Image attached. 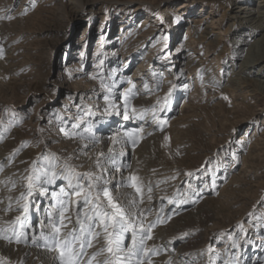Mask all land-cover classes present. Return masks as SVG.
<instances>
[{
    "label": "rangeland",
    "instance_id": "374dc122",
    "mask_svg": "<svg viewBox=\"0 0 264 264\" xmlns=\"http://www.w3.org/2000/svg\"><path fill=\"white\" fill-rule=\"evenodd\" d=\"M77 1L0 0V16H12L11 20H0V47L5 50L4 58L0 59V119H13L16 113L15 119L21 121L0 141V164L4 165V171L0 172V201H3L0 209L7 206L9 195L17 197L21 191L18 186L9 192L6 184L10 187V181H19L31 162L45 151V144H50L48 151L62 158L73 156L74 164L87 166V170L80 167L78 171L86 172L95 170L94 161L99 152L107 153L112 147L108 137L120 125L138 126L119 117L99 124L97 134L101 142L85 150L89 156L79 151L70 153L68 142L51 145L60 134L55 114L67 119L66 108L71 107L75 112L72 106L79 104L81 96L92 95L94 89L99 91L98 81L89 85L82 81L88 80L90 72L94 73L95 65L103 59L105 70L117 69V79L130 77L136 84L140 94L133 100L135 106L149 99L150 105L145 107L149 108L166 95L172 83L178 85L172 111L164 114L168 117L164 130L145 124V128L148 125L152 128V134L149 137L144 132L135 150L129 145L123 158L124 163L132 166L124 175L128 171L136 172L145 184L154 187L149 220L155 219L161 203L166 205V211L171 210L172 218L159 225L149 241L150 246L160 249V254L153 257L154 264H169V261L207 264L210 245L215 249L213 257L216 253L220 255L215 264H224L236 252L241 253L242 264H264V228L248 224V213L264 214V42H261L264 32L250 41V37H244L246 32L239 29L244 27L248 31L260 24L264 26V15L254 18L252 13L250 17L249 13L241 14L244 21L232 20L231 11H237L245 0H85L91 3L84 10ZM253 1L249 9L254 10L258 0ZM203 5L207 14L201 18L206 13L202 12ZM199 20L206 29L195 28ZM244 40L250 43L244 45ZM128 45L133 50L131 53ZM126 54L130 59L122 63ZM125 63L128 65L123 69ZM240 65L245 66L242 70L253 68L249 76L237 74ZM153 72L162 83L152 93L145 94V81L155 85ZM242 78L251 80L253 87L242 83ZM213 82L219 87H213ZM229 83L239 89L236 87L238 90L234 91ZM128 86L122 84L118 91ZM93 99L103 105L102 99L94 95ZM105 118L108 117H102L100 112L94 117L96 121ZM41 128L45 130L43 133L39 131ZM35 134L43 141L38 147L29 146L13 160L8 159L22 142L35 145L38 141L32 139ZM164 136L170 137L168 148L162 147ZM177 150L179 156L175 154ZM232 153L238 157V163L232 162ZM217 156L227 167L216 172L214 185L210 177L202 178L198 172L191 178L194 187L203 189L200 195L192 194L195 204L179 208L167 204L178 188L186 187L189 178L185 172H195L207 160L215 163ZM202 180L210 186L204 188ZM59 186L60 182L50 191L58 190ZM49 203L47 199L40 200L38 217H42ZM16 214L0 211V218L11 220ZM240 224L247 231L246 237L240 232ZM229 233L239 248L232 246ZM53 255L44 249L0 241V256L12 264L21 261L55 264Z\"/></svg>",
    "mask_w": 264,
    "mask_h": 264
},
{
    "label": "snow or ice",
    "instance_id": "6c2138e0",
    "mask_svg": "<svg viewBox=\"0 0 264 264\" xmlns=\"http://www.w3.org/2000/svg\"><path fill=\"white\" fill-rule=\"evenodd\" d=\"M31 6L34 7V2ZM2 19L11 20L12 16H0V20ZM164 47L167 48V42ZM4 56L5 50L0 47V59ZM95 67L96 71L89 75V79L99 82V91L94 89L92 95L81 96L79 104L72 106L76 108L75 112L71 111V107L66 108L64 111L69 113L67 119L58 113L55 114L58 132L66 139L80 141L82 147L79 153L89 156V152L85 150L101 142L97 134L99 124L107 123L104 119H94L97 112H100L102 117H119L126 123L138 126L125 128L123 124L120 125V128L108 137L112 147L108 148L107 153L99 152L94 161L95 170L86 172L78 171L82 165L74 164L73 156L62 158L48 151V145L45 144V151L31 162L19 181H10V187L6 184L9 192L18 186L21 191L17 197L9 195L7 206L0 209L5 214L10 211L17 213L11 220L0 218V241L44 249L54 254L55 264H154L153 257L160 254V249L150 246L149 241L154 238V230L172 218L169 214L171 210L166 211V205L161 203L155 219L149 220L153 212L151 202L154 187L151 183L145 184L136 172L128 171V174L124 175L132 166L124 163L123 158L127 155L125 149L129 145L135 150L144 138L145 124L153 125L160 131L164 130L168 124V117L164 114L172 111L178 85L172 83L166 95L157 99L151 107L137 108L133 100L140 94V90L130 77L117 79V69L105 70L103 59H100ZM153 78L155 85H150L147 81L143 83L145 94L152 93L162 83L161 79H157L155 72ZM122 84L129 86L118 91ZM183 87L186 89L187 85ZM213 87L219 85L213 82ZM93 95L102 99V106L98 100L93 99ZM16 115L13 113V119L7 121L0 119V141L6 139L12 128L21 122L15 119ZM51 123L50 119L49 124ZM39 131L43 133L45 130L41 128ZM42 142L38 140L35 145H29L24 141L8 159L13 160L24 148L38 147ZM169 146L170 137L164 136L162 147ZM175 154L179 156V150ZM231 160L233 163L239 162L235 153L231 154ZM221 167L227 166L222 164L217 156L215 163L207 160L195 172H185V177L189 178L186 187L178 188L173 196L167 199V204L177 208L189 203L195 204L196 201L191 198L192 194L200 195L203 189L194 187L191 178L198 172L202 178L210 177L214 185L216 172ZM2 171L4 165L0 164V172ZM58 182L61 185L58 190L50 191ZM202 182L204 188L210 186L207 182ZM159 183L156 187H159ZM124 189L131 191L126 192ZM42 199H47L50 203L43 209L42 217H38ZM146 203L149 204L147 208L143 207ZM248 217L250 227L264 228V214L258 215L253 211L248 213ZM238 227L246 237L244 225L240 224ZM228 236L232 240V246L239 248L240 245L232 235L229 233ZM90 249L95 250L90 252ZM214 252L215 249L210 245L207 248V264H215V260L220 259L219 253L213 257ZM0 264L12 262L0 256ZM21 264L24 262L21 261ZM224 264H242L241 253H233Z\"/></svg>",
    "mask_w": 264,
    "mask_h": 264
},
{
    "label": "bare ground",
    "instance_id": "6f19581e",
    "mask_svg": "<svg viewBox=\"0 0 264 264\" xmlns=\"http://www.w3.org/2000/svg\"><path fill=\"white\" fill-rule=\"evenodd\" d=\"M78 2V4H80L81 5V7H82V9L84 10V8H85V5H87V4H89V3H91V2H86L85 0H78L77 1ZM258 2V4L256 5L257 6V8H254V10L253 9H249V7L250 6H253V4L255 3V1H253V0H245L244 2H242V3H240L241 5H240V7L238 8V10L237 11H231L232 12V14L234 13V15H232V16H229L230 18H232V20H235V21H239V20H242V21H244V18L243 17H241V14H248L249 13V17H250V15H251V13H252V15H253V17L255 18H258V17H261V16H263L264 15V0H258L257 1ZM75 5H76V3H75ZM243 6V7H242ZM199 7V6H198ZM203 7H204V10H202V12L203 11H205L206 12V9H205V5H203ZM201 8V7H200ZM87 9V8H86ZM138 9L139 10H144V9H146L145 7H138ZM233 9V8H232ZM91 10H93V9H91ZM126 10V9H125ZM76 13H78V12H76L75 11V16H76ZM209 13V12H208ZM205 14H207V12L206 13H204V15L201 17V18H204V16H205ZM260 14H261V16H260ZM198 15V14H197ZM251 15V16H252ZM247 16V15H246ZM247 16V17H248ZM223 17L224 16H222V19H223ZM215 18L216 17H212L211 19H213V20H215ZM253 18V19H254ZM253 19L251 18V20H252V22H253ZM218 23H221V20H216ZM235 21H234V24H235ZM255 21V20H254ZM246 22V21H245ZM250 22V21H249ZM251 22V23H252ZM257 23V22H256ZM250 24V23H249ZM205 25V23H202L200 20L198 21V23L197 24H195V28L196 29H206L207 27L206 26H204ZM248 26V25H247ZM250 26V25H249ZM256 26V25H255ZM252 27V26H251ZM250 27V28H251ZM239 29H242L243 31V33H245V35H244V37H246V38H249L250 37V41L252 40V39H254L256 36H258L259 34H261L262 32H264V26L263 25H259V27H256V28H254V29H251V30H248V31H244V27H240ZM247 29V28H246ZM18 30V29H17ZM193 31H190V34L192 33ZM248 32V33H247ZM15 34V33H14ZM189 34V27L188 28H186L185 29V33H184V37L186 38L187 37V35ZM229 35V34H228ZM230 35H231V32H230ZM263 36V35H262ZM191 37V36H190ZM238 38H240V37H238ZM237 38V40H239ZM262 38V37H261ZM125 40V39H124ZM85 41V40H84ZM127 41V40H126ZM189 41V40H188ZM247 41L248 40H244V41H242L243 43H244V45H247L248 43H247ZM264 42V37L261 39V42ZM249 42V41H248ZM214 43H215V41H214ZM250 43V42H249ZM252 44V43H251ZM215 45V44H214ZM258 45V44H257ZM255 46V45H254ZM252 48V47H251ZM255 48V47H254ZM133 50L132 49H130V46L128 45V53H131ZM135 51V50H134ZM138 51H140V50H136L135 51V53L136 52H138ZM252 55V54H251ZM128 55L126 54V55H124L123 56V59H122V63H124V62H128L129 61V57H127ZM132 56H134V55H132ZM260 56V55H259ZM238 56L236 55V57L234 58V59H236ZM249 57L250 58H252V56H250L249 55ZM257 60V59H256ZM98 60H96V62H97ZM230 61L232 62V59H230ZM251 62H254V60L253 61H251ZM256 62V61H255ZM263 63H264V61H263ZM254 64V63H253ZM128 64H124V66H123V69L127 66ZM251 65V64H250ZM261 65V64H260ZM245 66L243 65V66H239V68H238V72H237V74L238 73H244L246 76H249V71L251 70V69H253V68H245V70L243 69L242 70V68H244ZM94 70H96V67L94 68ZM93 72H90V74H92ZM89 74V75H90ZM263 75V74H262ZM239 79V78H238ZM243 79V78H242ZM262 79H264V76L262 77ZM230 80H232V79H230ZM244 80V79H243ZM233 81H234V79H233ZM241 82V79L240 80H238V82ZM264 81V80H263ZM83 83H86V84H93V83H95V82H97V81H95V80H91V79H89L88 78V80L86 79V81H82ZM236 82V81H235ZM237 82V83H238ZM259 82V81H258ZM228 83V82H227ZM232 83V82H231ZM231 83H229V84H227V85H229V86H231V88L234 90V91H237L239 88L237 87V86H235V84H231ZM236 83V84H237ZM242 83H244L245 85H247V87H253V82L251 81V80H244V82L242 81ZM257 85V84H256ZM240 86V85H239ZM238 89H237V88ZM241 87V86H240ZM126 88V87H125ZM229 89V88H228ZM150 100L149 99H147V100H145V101H142V102H137L136 103V107L137 108H145V107H147V105H150ZM135 105V104H134ZM108 119L109 118H105L104 120H107L108 121ZM140 123V122H139ZM104 124H106V123H104ZM152 131V128H150V126L148 125V127L147 128H145V134L146 135H148L147 133L148 132H151ZM27 136V135H26ZM100 136V135H99ZM144 136V135H143ZM149 136V135H148ZM38 137H39V135L38 134H35L34 135V137L32 138V139H35V141L36 140H38ZM62 137V138H61ZM102 138H103V136H101ZM150 137V136H149ZM31 139V140H32ZM241 140H242V138H241ZM34 141V140H33ZM142 141V140H141ZM52 143H51V145L52 144H58V143H67V149L70 151V153L71 152H76V151H79L80 150V148L82 147V144H78L77 142H76V140L74 141V140H69V139H66V138H64L63 137V135L60 133L57 137H56V139L55 140H53V141H51ZM50 145V144H49ZM49 145H48V147H49ZM56 147V146H55ZM66 147V146H65ZM64 148V147H63ZM49 149V148H48ZM158 149V148H157ZM99 150V149H98ZM78 153V152H77ZM76 154V153H75ZM5 156V155H4ZM93 161V160H92ZM76 163V162H75ZM167 166V165H166ZM163 167V166H162ZM170 167V166H169ZM87 168V166L85 167V165H84V167H81V170H87L86 169ZM165 168V167H164ZM93 169V168H92ZM143 169V168H142ZM170 169V168H169ZM157 170V169H156ZM167 170V169H166ZM174 170V169H173ZM80 171V170H79ZM168 171H170V170H168ZM173 172V171H172ZM169 174H170V172H169ZM13 196V195H12ZM157 201H155V203H156ZM153 205V204H152ZM151 205V206H152ZM146 206V205H145ZM144 206V207H145ZM161 238V237H160ZM161 263V262H160Z\"/></svg>",
    "mask_w": 264,
    "mask_h": 264
}]
</instances>
